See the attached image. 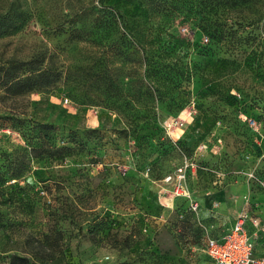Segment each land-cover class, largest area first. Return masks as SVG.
I'll return each mask as SVG.
<instances>
[{"label":"rangeland","instance_id":"374dc122","mask_svg":"<svg viewBox=\"0 0 264 264\" xmlns=\"http://www.w3.org/2000/svg\"><path fill=\"white\" fill-rule=\"evenodd\" d=\"M96 3L0 0V69L32 59L53 80L29 90L0 72V257L210 264L212 231L264 221V0L220 7L231 37L215 45L191 26L202 0L107 1L128 39L76 22ZM186 161L191 198L172 199L162 179Z\"/></svg>","mask_w":264,"mask_h":264},{"label":"trees","instance_id":"16d2710c","mask_svg":"<svg viewBox=\"0 0 264 264\" xmlns=\"http://www.w3.org/2000/svg\"><path fill=\"white\" fill-rule=\"evenodd\" d=\"M107 1L109 0H97L96 4H93L89 8V12L86 13L85 9H80L75 15H76V22L83 23L84 18H89V22L93 28H106L113 29V31L118 32L119 35H121L119 39H128L127 38V31L131 32V29L128 30V21L126 19V16L124 13L119 11L118 9H115L113 5L107 4ZM135 0H122V2L125 3H131ZM144 4L147 5L148 8H161L165 6L167 0H140ZM255 0H202V8L200 11H202V20H191L192 23L191 26L195 27L197 29H200L202 31V35L207 40V45H215L218 43V41H221V39L224 38H230L231 34L230 32L224 31L221 29V25L218 19V11L219 8L223 5H226L228 7L237 5V6H245L251 3ZM83 20V21H82ZM189 21V20H184ZM85 23V22H84ZM120 28H122L123 31L120 32ZM75 33L78 37L81 36V34H86L85 30L83 29H74ZM141 31H137V34L139 35ZM87 35V34H86ZM132 38H135V30H132L131 34ZM125 41V40H124ZM121 42L122 48H114V52L119 56H124L125 53H127L129 49L128 42ZM120 45V47H121ZM142 48V47H141ZM145 53L144 48H142V53ZM128 54V53H127ZM144 59H141L140 61L143 62L142 65L146 67V70L153 69L154 64L147 59L145 56ZM34 60H28L26 62H22L19 64V66H14V68L11 65L12 70H14V74H11L8 76V69L3 71V69H0V72L3 71L6 74L7 79H9L10 82H31L28 84V89H33L34 87H38L40 89H48L50 85L53 83L52 80V74L48 69L45 68H37L33 65ZM28 66L27 69L24 68L23 71H25L23 74L24 78H21V75L18 74L17 68L19 67H25ZM8 71V72H7ZM7 72V73H6ZM3 76V75H2ZM1 79V78H0ZM46 126V125H45ZM51 147V145H50ZM50 149V148H48ZM165 176V175H164ZM0 264H35L32 260H30L28 257L20 256L13 254L7 257H0Z\"/></svg>","mask_w":264,"mask_h":264},{"label":"built area","instance_id":"2783aa9c","mask_svg":"<svg viewBox=\"0 0 264 264\" xmlns=\"http://www.w3.org/2000/svg\"><path fill=\"white\" fill-rule=\"evenodd\" d=\"M67 101V99L65 100ZM192 166L188 161L177 167L174 172L163 177L164 184L169 188V197L190 199L191 194L186 186V170ZM190 209L197 211V203L191 201ZM251 224L257 232L264 231V221L253 215L240 212L233 225L219 238L207 237L205 252L212 264H264V256L254 255V243L248 234L246 224Z\"/></svg>","mask_w":264,"mask_h":264},{"label":"crops","instance_id":"0c3cea01","mask_svg":"<svg viewBox=\"0 0 264 264\" xmlns=\"http://www.w3.org/2000/svg\"><path fill=\"white\" fill-rule=\"evenodd\" d=\"M237 215L238 214H236V216H235V218L233 219V221H232V223L229 225V227H231L232 225H233V223H234V221H235V219H236V217H237ZM229 227H226V228H224V229H222V230H216V231H212L211 232V237H213V238H219L220 236H222L228 229H229ZM246 229H247V232H248V234L251 236V238H252V241H253V245H254V250H253V252H254V255L255 256H264V251H260V248L258 247V242H257V232H256V230H255V228L251 225V224H249V223H247L246 224ZM254 229V230H253ZM253 230V232L251 233V231ZM259 233V232H258ZM210 262V264H212V260L211 261H209Z\"/></svg>","mask_w":264,"mask_h":264}]
</instances>
